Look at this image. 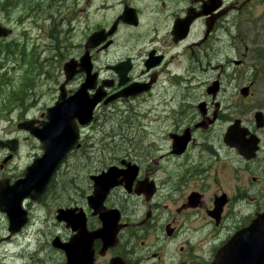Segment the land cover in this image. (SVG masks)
Here are the masks:
<instances>
[{
    "label": "flooded vegetation",
    "instance_id": "flooded-vegetation-1",
    "mask_svg": "<svg viewBox=\"0 0 264 264\" xmlns=\"http://www.w3.org/2000/svg\"><path fill=\"white\" fill-rule=\"evenodd\" d=\"M6 1L9 12L20 0ZM55 1L22 0L36 14H52ZM77 1L84 16L97 14L91 22L78 21L85 37L69 59L80 61L87 54L96 75L88 95L102 96L92 122L80 124L81 140L101 108H126L150 138L147 143L138 138L140 149L128 148L110 162L100 155L81 182H71L68 196L56 197V181L78 148L71 147L45 191L38 187L34 197L23 196L28 167L46 153L42 129L48 108L57 102L63 108L87 74L63 80L64 98L61 89L46 113L25 116L14 134L1 129L12 115L0 113V248L15 246L7 250L8 264H218L222 255L228 264V247L245 244L256 252L264 239V206L233 181L237 172L227 171L242 162L247 173L264 170V0ZM5 24L11 31L0 40V75L11 80L7 65L35 52L18 41L11 22ZM9 46L13 53L5 49ZM197 67L208 99L188 108L184 84ZM225 76L237 79L244 108L260 109L247 110L243 118L235 102H223ZM120 92L124 95L115 99ZM28 121L41 136L26 128ZM62 129L63 124L57 128ZM230 131L234 138L227 141ZM61 133L72 142V128ZM29 144L38 151L29 154L31 164L17 168ZM135 202L143 205L141 211H131ZM38 205L43 218L37 216Z\"/></svg>",
    "mask_w": 264,
    "mask_h": 264
},
{
    "label": "rangeland",
    "instance_id": "rangeland-1",
    "mask_svg": "<svg viewBox=\"0 0 264 264\" xmlns=\"http://www.w3.org/2000/svg\"><path fill=\"white\" fill-rule=\"evenodd\" d=\"M16 2L17 0H15ZM38 2L47 3L49 0H28L29 5ZM15 6L8 12L5 3L6 11L0 12L1 22L4 24L11 22L16 30L15 35L19 36L18 41L24 43L27 50L33 49L32 52H35V55L20 60L19 63L13 61L7 65L11 80H4L3 75H0V113L12 115V118L6 117L10 118V121L2 125L1 129L11 130L10 134L16 133L18 123L23 121L25 116L46 113L47 108L45 107L54 103L61 90V82L63 83L65 80L63 65L72 57L74 47L84 41L85 26L83 23L78 24V21L91 22V19L97 14L96 11H93V14L84 16V9L77 0H56L52 14H49L47 10H43L39 14L29 11L22 0ZM36 25H43L44 30H40ZM13 36L14 34L9 36V39L11 40ZM54 40L56 43L52 45ZM57 70H59V74L56 73ZM224 82L226 87L221 91V100L226 103L235 102L237 111L242 112L239 114L241 117L245 118V112L249 109L255 111L260 109L244 108L246 103L237 95V79L225 76ZM78 84L79 82L75 86ZM205 85L206 80L201 76L199 67L195 73H189L188 80L184 84L188 108L197 105L200 98L208 99L207 94L204 93ZM261 101L262 96L259 93L258 104ZM251 102L257 104L254 100ZM30 104L32 106L29 107ZM125 110L126 108H101L97 111L95 123L91 127L85 128V140H81L82 144L75 149L72 158L60 173L55 190L52 192L53 196H68L66 190L70 188L71 182L76 184L81 182L86 171L95 168L93 164L96 162L93 160L98 161L100 155L110 162L113 156L120 155L128 148L131 150L140 149L138 138H143L144 143L148 142L150 135L142 131L138 117H134ZM38 147L36 144H29L27 154L24 152L25 155L21 161L16 162L17 168L22 169L24 165L31 164L32 160L29 154L37 152ZM88 158H91V161ZM232 171L237 172V175L232 173L233 181L243 185L249 191L250 196L258 198V204L264 206V170L261 173L256 170L247 173L246 171H250V168L246 166L243 169L242 162L234 164L227 172ZM68 176H72V180L75 181H72ZM254 176L257 178L255 179ZM243 178L244 181L241 182ZM255 203L256 201L253 199V204ZM142 209L143 205L140 202H135L131 207L133 212H139ZM36 211L38 218L44 217L39 215L40 211H44L42 207L38 205ZM8 249L13 251L15 246L11 244L0 248V264L10 262L8 257L5 258L10 253L7 251Z\"/></svg>",
    "mask_w": 264,
    "mask_h": 264
},
{
    "label": "water",
    "instance_id": "water-1",
    "mask_svg": "<svg viewBox=\"0 0 264 264\" xmlns=\"http://www.w3.org/2000/svg\"><path fill=\"white\" fill-rule=\"evenodd\" d=\"M9 32L10 30L2 26L0 23V38L7 36ZM78 66L80 68H78ZM64 71L65 82H68L75 74L80 72H85L87 76L84 83H82L80 88L75 92L74 95H72V99L63 105V108H58L60 102H57L54 107L48 108L47 116L49 121L45 123V126L42 129V132L47 136V140L44 141L46 153L43 157L36 158L34 163L28 167L26 171V178L22 181V186L25 191L23 196L32 195L33 191L38 192V187L41 193L45 191L48 182L58 167L65 161L71 147L73 150L75 144L78 142L80 136L79 123L82 122L87 124L93 119L94 109L102 97L101 94H99V97L97 98L94 96L93 98H90L88 95V89L95 88L96 86V75L91 73V64L86 53L82 55L80 61L72 58L66 62L64 65ZM61 89L62 94L60 96V100L63 99L65 95L64 86H62ZM214 89H217V85L214 87ZM119 95H121V93H118L116 96H114V98H117ZM61 124H63V129L61 132L72 128V142L71 140L66 139L65 136L57 130L58 126ZM22 125H26V122L22 123ZM26 128H29L31 132L37 137L42 135V132L39 131L38 127L33 126V121H28ZM240 130L241 132L244 131L242 135L245 137L246 130L239 127L237 129V133H239ZM232 134L233 131H230L226 134L227 141H231L232 138H234V135L232 136ZM57 135L59 136L57 137ZM64 141H68V147L63 149V145L66 144ZM79 145L80 144H78V146ZM2 209L4 210V208ZM66 218L72 223V215H67ZM230 249L231 247H228L226 253H228ZM240 249L246 251L248 247L245 244H241ZM229 254L230 256L228 264L232 259V254ZM69 256L71 255L69 254ZM222 256L218 259V264H225V260L222 259ZM257 256L263 260L264 264V240L262 241V248L258 249ZM242 260L243 261L241 264H246L244 259Z\"/></svg>",
    "mask_w": 264,
    "mask_h": 264
},
{
    "label": "trees",
    "instance_id": "trees-1",
    "mask_svg": "<svg viewBox=\"0 0 264 264\" xmlns=\"http://www.w3.org/2000/svg\"><path fill=\"white\" fill-rule=\"evenodd\" d=\"M5 2H7L6 0H0V8L2 9V11H5ZM7 49L9 52H14L13 48L11 46L5 48Z\"/></svg>",
    "mask_w": 264,
    "mask_h": 264
},
{
    "label": "bare ground",
    "instance_id": "bare-ground-1",
    "mask_svg": "<svg viewBox=\"0 0 264 264\" xmlns=\"http://www.w3.org/2000/svg\"><path fill=\"white\" fill-rule=\"evenodd\" d=\"M83 108H84V106H83ZM69 257H71V256H69Z\"/></svg>",
    "mask_w": 264,
    "mask_h": 264
}]
</instances>
